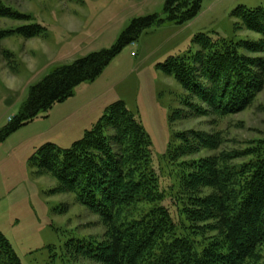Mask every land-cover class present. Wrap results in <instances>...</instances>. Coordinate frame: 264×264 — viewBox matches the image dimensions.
<instances>
[{
  "label": "rangeland",
  "instance_id": "rangeland-1",
  "mask_svg": "<svg viewBox=\"0 0 264 264\" xmlns=\"http://www.w3.org/2000/svg\"><path fill=\"white\" fill-rule=\"evenodd\" d=\"M166 1L0 0V233L21 264H99L92 258H72L68 245L101 243L106 236L102 220L74 194L59 191L53 177L39 174L33 157L46 144L70 149L112 104L121 102L149 137L152 166L165 195L163 205L174 219L179 217L171 196L176 182L163 157L176 134L216 138L211 149L185 157L188 163L221 153H239L240 158L230 162L240 163L246 158L245 149L264 141V38L232 17L238 7L264 10V0H203L198 15L180 25L166 20ZM151 16L157 22L143 29L94 81L82 83L71 98L7 134L31 86L56 67L111 49L133 20ZM31 25L46 31L36 38L15 33ZM198 35L260 46L258 51L241 52L261 80L242 111L219 117L196 99L183 102L187 94L158 68L169 58L191 59ZM190 143L196 145V140ZM211 192L202 190L205 196Z\"/></svg>",
  "mask_w": 264,
  "mask_h": 264
},
{
  "label": "trees",
  "instance_id": "trees-1",
  "mask_svg": "<svg viewBox=\"0 0 264 264\" xmlns=\"http://www.w3.org/2000/svg\"><path fill=\"white\" fill-rule=\"evenodd\" d=\"M202 1L167 0L166 20L180 25L194 19ZM15 15L29 20L27 15ZM232 17L264 38V10L238 7ZM156 19L133 20L111 49L54 68L29 88L7 134L71 98L82 83L94 81ZM45 31L31 25L15 33L36 38ZM193 44L197 51L191 59L169 58L158 66L187 94L183 102L196 99L219 117L246 108L261 80L241 52L258 51L260 46L205 35L196 36ZM191 139L196 145H190ZM215 142V137L200 133H179L163 157L174 171L176 188L171 196L177 219L163 205L165 195L152 166L150 139L121 102L112 104L70 149L42 146L33 157L38 173L53 177L59 191L74 194L106 227L101 243L69 244L70 256L92 258L99 264H264V141L245 149L246 158L240 163L230 162L239 159V153L184 160L200 149H211ZM207 188L212 189L209 196L202 193ZM0 264H21L1 233Z\"/></svg>",
  "mask_w": 264,
  "mask_h": 264
}]
</instances>
